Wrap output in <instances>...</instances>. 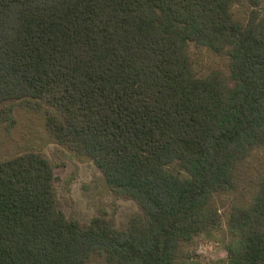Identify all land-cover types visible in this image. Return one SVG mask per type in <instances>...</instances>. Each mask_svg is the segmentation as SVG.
I'll return each instance as SVG.
<instances>
[{"label": "trees", "instance_id": "trees-1", "mask_svg": "<svg viewBox=\"0 0 264 264\" xmlns=\"http://www.w3.org/2000/svg\"><path fill=\"white\" fill-rule=\"evenodd\" d=\"M236 1L0 0V130L18 107L43 111L50 137L141 209L124 230L84 226L60 208L43 152L4 158L0 264H177L220 224L214 196L264 148V11L243 21ZM191 42L227 51L230 73L199 75ZM228 225L230 264H264V166Z\"/></svg>", "mask_w": 264, "mask_h": 264}, {"label": "rangeland", "instance_id": "rangeland-1", "mask_svg": "<svg viewBox=\"0 0 264 264\" xmlns=\"http://www.w3.org/2000/svg\"><path fill=\"white\" fill-rule=\"evenodd\" d=\"M253 9L264 11V0L253 6L249 0L233 4L235 16L247 21ZM189 52L194 69L199 75L215 70L230 73L229 54L191 42ZM17 122L10 129L0 130V160L34 149L51 161L54 186L60 208L69 219L87 226L95 217H105L117 230H124L141 209L136 201L120 196L110 189L96 164L85 155H79L55 140L46 127L43 111L16 109ZM264 166V148H256L236 168V187L217 193L213 205L221 213L218 226L209 228L191 239L177 259V264H230L228 248L234 240L228 221L235 203H247L255 195L258 178ZM88 264H110L94 256Z\"/></svg>", "mask_w": 264, "mask_h": 264}]
</instances>
